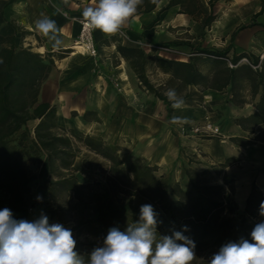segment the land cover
I'll list each match as a JSON object with an SVG mask.
<instances>
[{"label":"crops","instance_id":"0c3cea01","mask_svg":"<svg viewBox=\"0 0 264 264\" xmlns=\"http://www.w3.org/2000/svg\"><path fill=\"white\" fill-rule=\"evenodd\" d=\"M168 1L161 0L156 9L148 13L136 11L121 28L124 35H106L95 29L94 41L99 52L96 57L73 55L83 9L94 6L96 0H0V35L13 36L19 46L30 47L54 61L48 78L42 83L40 99L57 107L62 127L119 146L124 162L140 156L157 166L160 173L173 171L176 182L186 177L183 165L190 162L189 153L200 151L204 153L203 170L208 169L216 176L214 183L223 184L226 178L234 181L233 198L244 211L253 184L264 191V122L256 125L242 122L258 111L264 96V59L260 57L264 53V12L256 18L263 25L238 30L241 25L252 22L261 5L259 0H232L229 17L216 12L217 19L210 27H205V16L210 14L211 7L207 0H198L203 11L200 18L180 12L181 7L174 5L160 12L159 19L153 22ZM43 17L56 22L57 36L62 41L59 47L54 48L36 29V21ZM212 36L224 37V40L212 47ZM175 41L184 42L178 49L186 53H191L189 45L216 50L231 46L228 59L242 53L248 55L251 63L259 58L256 88L241 76L234 91L230 86L222 90L208 87L202 79L184 87L178 94L184 104L173 108L172 116L168 117L164 101L141 85L117 46L138 48L143 47V43L163 45ZM144 49L150 55L147 77L166 92L175 89L181 81L174 79L172 69L162 68L158 57L193 63L203 76L216 68L215 58L204 53L188 57ZM239 64L238 74L241 75L244 63ZM234 93L238 94L236 101H232ZM205 122L220 127L225 139L186 136L178 129L180 124ZM228 159L233 161L224 165ZM110 166V161L86 148L75 160V167L87 172L82 175L86 182L104 181V173ZM41 195L47 199V186L42 188ZM259 218L264 220V216L259 215ZM119 226L124 230L128 225ZM104 228L109 231L112 226L107 224Z\"/></svg>","mask_w":264,"mask_h":264},{"label":"trees","instance_id":"16d2710c","mask_svg":"<svg viewBox=\"0 0 264 264\" xmlns=\"http://www.w3.org/2000/svg\"><path fill=\"white\" fill-rule=\"evenodd\" d=\"M160 1L143 0L137 11L151 12ZM259 1L260 12L253 16L250 24L241 25L238 30L263 25L256 21L264 12V0ZM174 5H179L182 13L196 18L203 16L198 0H169L153 22L159 19L160 12ZM210 7V14L205 16V27H210L217 19L212 0ZM233 37L234 34L232 40ZM183 44V41H175L162 46L178 48ZM189 46L191 53H204L215 58L216 68L211 74L203 76L193 63L158 57L162 68L172 69L174 79L181 81L174 89L177 95L188 84H197L202 79L208 87L222 90L230 86L234 91L241 76L249 79L253 88H256V77L260 74L259 58L252 62L257 66L256 69L244 63V72L240 75L239 62L248 58L247 54L234 55L230 60L236 66L230 67L226 58H229L231 46L223 50ZM117 48L136 73L141 85L164 101L168 117H171L174 109L165 95L166 89L156 87L147 77L146 67L150 55L143 47H127L120 44ZM53 66L52 59L33 51L30 47L19 46L15 37L0 35V192L3 194L0 208L8 207L16 219L27 208L53 203L50 223L55 218L65 223L63 216L67 211L81 209L83 216L70 227L77 236L76 250L91 253L95 247L103 246L108 231L97 221V215H85L89 210L94 213L97 211L91 206L96 203L95 187L101 183L83 181L82 175H87V172L75 167L78 153L86 148L110 161V169L105 171V180L113 196H141L155 205L169 220L170 229L167 230L159 224L158 234L171 235L172 231H184L187 227L184 235L195 242V254L205 250L218 252L225 243L238 242L240 238L251 241L252 229L263 221L259 218L260 204L264 201L263 190L254 183L246 207L244 211H240L233 198L234 181L226 178L223 184L214 183L209 177L208 169L200 172L186 167L184 171L190 180V188L186 190L179 183L171 188L166 187L156 175L157 166L150 165L143 157H136L126 165L120 156L119 146L90 135L81 136L74 129L62 127L59 124L57 107L40 99L42 83L48 78ZM262 66L264 78V61ZM262 92L264 93V87ZM237 95L234 93L232 101H236ZM31 121H38L33 130L29 128ZM244 121L254 125L264 122V96L258 111L248 118H243L242 122ZM15 139L20 140L22 149L12 143ZM26 157L36 165L37 172L27 167ZM232 161L228 159L224 165ZM35 184L36 197L42 196L44 186L48 187L47 199H34ZM71 196L77 205L70 202ZM136 221L138 220H132L131 224ZM82 235L91 237L92 240L82 241Z\"/></svg>","mask_w":264,"mask_h":264},{"label":"clouds","instance_id":"9594fccd","mask_svg":"<svg viewBox=\"0 0 264 264\" xmlns=\"http://www.w3.org/2000/svg\"><path fill=\"white\" fill-rule=\"evenodd\" d=\"M143 0H96L83 9L87 25L106 35L117 34L133 16ZM36 29L54 48L62 41L57 36L56 22L47 17L36 21ZM173 108L184 104L174 89L165 93ZM42 201V196L36 197ZM259 213L264 216V201ZM161 221L151 204L141 205L139 220L128 224L125 231L110 228L103 246L95 247L85 257L77 250V241L70 228L50 223L43 212L33 221L14 218L8 207L0 208V264H191L195 242L184 231L171 235L158 234ZM251 241L240 238L228 242L213 254L208 264H264V221L252 229Z\"/></svg>","mask_w":264,"mask_h":264},{"label":"rangeland","instance_id":"374dc122","mask_svg":"<svg viewBox=\"0 0 264 264\" xmlns=\"http://www.w3.org/2000/svg\"><path fill=\"white\" fill-rule=\"evenodd\" d=\"M207 1H208V5L210 6V0H207ZM212 2L214 4L215 12H217L219 14H225L228 17L230 15V13H232V10H231L232 0H212ZM205 34H204V40L206 39ZM222 40H224V37L212 36L211 37V41H212L211 43H213L212 47H217V44L221 43ZM77 50H81L80 44H76L74 46V52ZM81 54H83V53H81ZM36 123H37V121H31L29 123V128L33 130ZM12 143L14 145H16V147L18 149H22L23 145L20 142V140L15 139ZM183 152L185 153V150H183ZM198 154H200V156H198ZM189 159H190V162L187 163V161H186V163H185L186 165L185 164L183 165L184 169L186 167H189V168H193V169L200 171V172L203 171V169H204V153H200V151L196 152L195 154L189 153ZM191 161L193 163H191ZM130 162L131 161H125V164L127 165ZM25 164L32 171H34V172L38 171L36 165L31 160H29L27 157L25 158ZM187 164L189 166H187ZM152 166H154V165H152ZM104 175H106V174L104 173ZM156 175L158 177H160L163 184L168 188H171L176 183H179L186 190H188L190 188V180L188 179L187 176L183 179H180V181L176 182L175 181V172H173V171L172 172L164 171V172L160 173V171L157 169ZM209 177L212 181L216 180V176L212 175L211 173H210ZM82 179H84V177H82ZM93 182H96V181H93ZM100 183H101V185L95 187L94 197H95V200L97 199L96 203L91 206V207H95L97 209V211L94 213V212L89 210V211L85 212V215L88 217H93L94 215H97V217H98L97 221L102 223V225L103 224L104 225L110 224L112 226V228L118 227L119 229H121L122 226H119L120 224H124V225L127 224L128 225L134 219L139 220V210H140L141 205L151 204L150 202L143 199L141 196L131 197V196L119 195V196L115 197L110 192V190L106 184L105 178H104V181H102V182L100 181ZM36 190H37V185L35 184L33 187L34 199H36ZM2 198H3V194L0 192V199H2ZM69 200L72 204L77 205V202L73 199L72 196L69 198ZM151 205L154 207L155 211L158 213V220L161 221L160 224L163 225L167 230H169L170 229L169 220H167V218L159 211V209L155 205H153V204H151ZM53 208H54L53 203H49L45 206L37 205L35 207L25 209L23 211V213L21 214V216H19L16 219L17 220L24 219V220H28V221H33L36 218H38L40 216V214L43 212L44 214H46L48 216L49 222H50V210ZM82 216H83V212L81 209L72 210V211L70 210V211H67L63 216L65 223L60 222L57 218L53 219V221L51 223H60V224H63L66 228H70ZM73 235H74V238L77 240L76 233L73 232ZM81 240L87 242L89 240H92V238L91 237L87 238L85 235H82ZM78 252L85 257H87L90 254L89 252H86V251H78ZM215 253L216 252H214L212 250H205L204 252L196 253V256L194 257L191 264H208V262L210 261V259L213 256V254H215Z\"/></svg>","mask_w":264,"mask_h":264},{"label":"built area","instance_id":"2783aa9c","mask_svg":"<svg viewBox=\"0 0 264 264\" xmlns=\"http://www.w3.org/2000/svg\"><path fill=\"white\" fill-rule=\"evenodd\" d=\"M65 15H68V13L65 12ZM80 24H81L80 35L78 39L75 41V43H79L81 46L84 47L85 54L90 55L92 57L98 56L99 54L98 48L94 41L95 29L90 28L83 19L80 20ZM118 33H120L121 35H124V31L122 29ZM142 46L149 51H159V52H166V53H171V54H180V55H185L188 57L195 55L194 53H186L176 47H171V46L168 47V46L156 45L153 43H143ZM260 57L261 59H264V53H262ZM226 60L230 67L236 66L231 62L230 59L226 58ZM242 62L250 64L254 68H257V66H254L251 63L249 58H243L239 63H242ZM178 129L182 135H186V136H191V135L200 136V137L215 136V137H221L222 139H225L220 127L214 125L211 122H205L203 124H198V125L180 124Z\"/></svg>","mask_w":264,"mask_h":264},{"label":"bare ground","instance_id":"6f19581e","mask_svg":"<svg viewBox=\"0 0 264 264\" xmlns=\"http://www.w3.org/2000/svg\"><path fill=\"white\" fill-rule=\"evenodd\" d=\"M76 44H79V43H76ZM80 49H81V50H77V51H75V52L73 53V55H77V54H81V53L85 54V52H84V47L80 45Z\"/></svg>","mask_w":264,"mask_h":264}]
</instances>
